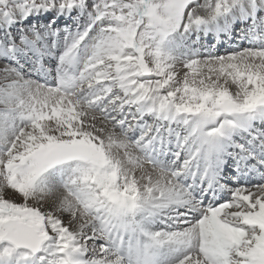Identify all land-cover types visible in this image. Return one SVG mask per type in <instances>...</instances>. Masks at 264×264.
<instances>
[{
	"label": "snow or ice",
	"instance_id": "1",
	"mask_svg": "<svg viewBox=\"0 0 264 264\" xmlns=\"http://www.w3.org/2000/svg\"><path fill=\"white\" fill-rule=\"evenodd\" d=\"M0 264H264V0H0Z\"/></svg>",
	"mask_w": 264,
	"mask_h": 264
},
{
	"label": "bare ground",
	"instance_id": "2",
	"mask_svg": "<svg viewBox=\"0 0 264 264\" xmlns=\"http://www.w3.org/2000/svg\"><path fill=\"white\" fill-rule=\"evenodd\" d=\"M221 51H223V49Z\"/></svg>",
	"mask_w": 264,
	"mask_h": 264
}]
</instances>
